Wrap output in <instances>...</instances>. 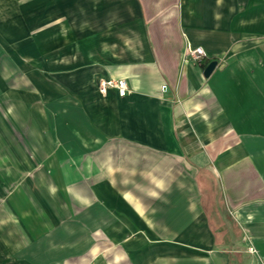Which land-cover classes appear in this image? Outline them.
I'll return each mask as SVG.
<instances>
[{"label": "crops", "instance_id": "1", "mask_svg": "<svg viewBox=\"0 0 264 264\" xmlns=\"http://www.w3.org/2000/svg\"><path fill=\"white\" fill-rule=\"evenodd\" d=\"M0 264H264V0H0Z\"/></svg>", "mask_w": 264, "mask_h": 264}, {"label": "built area", "instance_id": "2", "mask_svg": "<svg viewBox=\"0 0 264 264\" xmlns=\"http://www.w3.org/2000/svg\"><path fill=\"white\" fill-rule=\"evenodd\" d=\"M189 56L197 63L201 64L206 56V52L203 47H189L188 46ZM164 89L167 88L166 85L163 86ZM116 89L119 96L124 97L130 92V86L127 79H100L99 81V90L102 93H107L109 89Z\"/></svg>", "mask_w": 264, "mask_h": 264}, {"label": "water", "instance_id": "3", "mask_svg": "<svg viewBox=\"0 0 264 264\" xmlns=\"http://www.w3.org/2000/svg\"><path fill=\"white\" fill-rule=\"evenodd\" d=\"M218 62L215 60V61H212L207 67L206 69L204 70V75L205 77H209L213 70L215 69V67L217 66Z\"/></svg>", "mask_w": 264, "mask_h": 264}]
</instances>
